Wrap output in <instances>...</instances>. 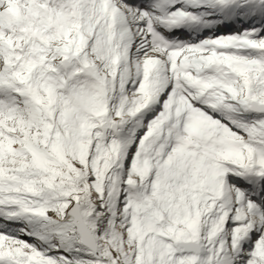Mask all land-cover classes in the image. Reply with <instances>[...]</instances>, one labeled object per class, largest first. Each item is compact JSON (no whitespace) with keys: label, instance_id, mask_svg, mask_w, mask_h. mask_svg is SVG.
<instances>
[{"label":"snow or ice","instance_id":"obj_1","mask_svg":"<svg viewBox=\"0 0 264 264\" xmlns=\"http://www.w3.org/2000/svg\"><path fill=\"white\" fill-rule=\"evenodd\" d=\"M0 264H264V0H0Z\"/></svg>","mask_w":264,"mask_h":264}]
</instances>
